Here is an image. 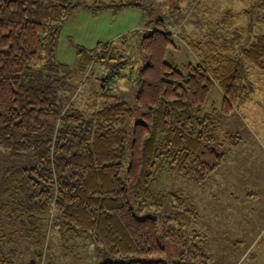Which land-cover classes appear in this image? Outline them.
Instances as JSON below:
<instances>
[{
	"label": "trees",
	"instance_id": "16d2710c",
	"mask_svg": "<svg viewBox=\"0 0 264 264\" xmlns=\"http://www.w3.org/2000/svg\"><path fill=\"white\" fill-rule=\"evenodd\" d=\"M188 1L196 0H178ZM82 7L85 0H0V259L11 261L2 256L6 236L41 242L44 231L56 229L60 248H94L99 264H189L186 255L206 264L188 230L194 206L174 195L167 207L154 188L165 174L204 186L224 159L217 125L202 112L216 87L223 114L249 100L246 64L264 73V35L236 41L233 50L225 22L212 23L205 50L190 42L200 61L180 72L166 62L173 35L161 19L149 21L133 101L110 94L129 60L107 43L79 67L81 74L92 66L108 71L101 104L81 110L62 98L66 86L53 74L63 67L53 60L61 24ZM255 9L250 20L264 27V0ZM46 244L27 264L55 263Z\"/></svg>",
	"mask_w": 264,
	"mask_h": 264
},
{
	"label": "rangeland",
	"instance_id": "374dc122",
	"mask_svg": "<svg viewBox=\"0 0 264 264\" xmlns=\"http://www.w3.org/2000/svg\"><path fill=\"white\" fill-rule=\"evenodd\" d=\"M85 3L88 7L75 9L61 24L53 60L63 67H56L53 74L67 87L61 89V93L65 90L62 98L67 97L81 110L89 109L98 99L100 86L104 84L101 80L108 71L103 73L92 66L81 74L79 67L84 58H93L95 50L107 43L118 46L129 60L122 71V80L111 87L110 94L129 104L133 101L137 91L136 73L143 59L140 38L149 21L161 19L173 35L175 49L167 54L166 62L177 66L180 72H184V64L200 61L198 50L195 51L190 42L205 50L211 38L212 23L225 22L223 31L228 38L233 37V50L239 49L237 43H246L245 39L251 41L257 35H264V27L250 20L257 15L256 0L185 3L178 0H85ZM100 6L102 10L97 8ZM246 65L249 100L229 114H223V94L216 87L203 109L202 115L211 114L217 125L219 148L225 152L224 159L205 185L197 186L176 174H165L154 188L167 196V207H171L174 195L188 199L194 206L196 219L188 230L198 236L196 243L206 256V264H264V73ZM98 102L101 104L99 99ZM232 140L238 145H232ZM207 159L212 161L213 156L208 155ZM169 211L165 209L157 214L165 216ZM50 232L42 233L41 242L18 239V235L6 236L2 256L11 261L3 263L0 259V264H27L29 256L43 250L46 242L54 264H99L102 260L101 255L88 246L63 250L56 244V229ZM171 251L173 257L178 256L177 251ZM169 252L164 259L169 257ZM191 259L186 255L184 261L199 264Z\"/></svg>",
	"mask_w": 264,
	"mask_h": 264
},
{
	"label": "crops",
	"instance_id": "0c3cea01",
	"mask_svg": "<svg viewBox=\"0 0 264 264\" xmlns=\"http://www.w3.org/2000/svg\"><path fill=\"white\" fill-rule=\"evenodd\" d=\"M146 29V28H145Z\"/></svg>",
	"mask_w": 264,
	"mask_h": 264
}]
</instances>
